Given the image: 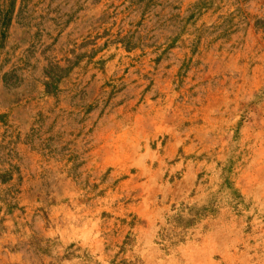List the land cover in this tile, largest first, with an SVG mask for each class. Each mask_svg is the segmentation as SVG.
I'll return each instance as SVG.
<instances>
[{"label":"rangeland","instance_id":"374dc122","mask_svg":"<svg viewBox=\"0 0 264 264\" xmlns=\"http://www.w3.org/2000/svg\"><path fill=\"white\" fill-rule=\"evenodd\" d=\"M0 177V264H264V0H0Z\"/></svg>","mask_w":264,"mask_h":264},{"label":"trees","instance_id":"16d2710c","mask_svg":"<svg viewBox=\"0 0 264 264\" xmlns=\"http://www.w3.org/2000/svg\"><path fill=\"white\" fill-rule=\"evenodd\" d=\"M0 180L1 179L0 177ZM223 186L225 188H228L230 190V194L233 196V198L240 197L236 191L231 187V182L228 179H225ZM189 211V218H182L177 217L174 219V226L176 228H188L190 227L197 219H200V217L206 216L209 213H213L214 209H207V207H203L200 209H188Z\"/></svg>","mask_w":264,"mask_h":264}]
</instances>
